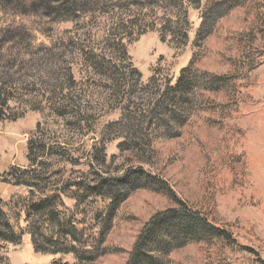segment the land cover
I'll list each match as a JSON object with an SVG mask.
<instances>
[{"label": "rangeland", "instance_id": "obj_1", "mask_svg": "<svg viewBox=\"0 0 264 264\" xmlns=\"http://www.w3.org/2000/svg\"><path fill=\"white\" fill-rule=\"evenodd\" d=\"M217 1L192 5L187 44L163 41L160 26L124 39L139 72L125 70L133 87L70 60L79 41L101 53L110 20L76 33L73 23L43 25L27 14L19 32L50 47L27 60L19 36L0 33V90L11 98L0 107V193L9 204L27 194L2 175L41 163L42 184L65 190L82 229L78 252L94 257L38 252L21 216L22 240L0 248V264H128L146 224L179 202L209 226L182 241L156 239L155 256L168 247L164 264H264V0ZM6 19L0 10L3 28ZM70 67L71 85L62 81ZM187 67L195 82L185 103L159 107L166 83L175 86ZM79 183L94 195L78 197Z\"/></svg>", "mask_w": 264, "mask_h": 264}, {"label": "trees", "instance_id": "obj_2", "mask_svg": "<svg viewBox=\"0 0 264 264\" xmlns=\"http://www.w3.org/2000/svg\"><path fill=\"white\" fill-rule=\"evenodd\" d=\"M221 2L222 0L217 1L219 4ZM199 3L200 0H0V10L7 18L4 20V28L0 26V33L4 35L3 38L14 36L15 39L19 36L18 39L23 44L21 57L27 60L28 55L31 56L40 49H50L45 41L35 44L36 35L34 33L30 35L31 30L19 32L21 27H29L26 24L21 25L22 18L25 19L27 14L33 15V19L40 18L43 25L73 23L76 33L82 24L95 23L99 21V18L110 20V26L105 29L102 37L106 38V45L102 48V52L97 53L98 44L91 48L85 41H79L77 45L81 55L78 54L77 60V53H75L76 61L70 60L83 68L87 67L89 73L100 75L102 73L109 76L121 74L124 79L123 85L133 87V84L138 82L132 79L130 73L138 75L139 72L133 67L124 39L135 35L136 32L138 34L136 36L139 37L160 26L157 31L160 32L163 41H169L170 38V42L187 44L191 31L189 12L192 5L199 6ZM71 61L68 60L67 63H72ZM127 69L130 73L125 71ZM62 76L64 77L62 81L64 82L66 77V83L70 85L76 80L71 67ZM194 77L192 67H187L182 71L175 86H170V82L166 83V94L158 101L159 107H165L166 110L171 105L178 107L185 103V95L194 84ZM1 90L0 107L7 106L11 100L9 92L5 89ZM1 112L0 108V114ZM30 145L34 146L33 140ZM35 161L27 169L11 167L2 175L4 182L28 187L29 190L27 194L17 196L11 204L4 200L0 193V248L20 243L25 231L19 220L22 216L23 219H29L26 227L30 229L33 245L38 252L75 254L77 259L89 257L93 259L91 250L86 249L82 255L78 252L77 245L84 244V236L82 229L78 228L72 219L71 209L67 208L63 202L62 194L65 190L42 184V177L46 170L41 167V163ZM123 175L115 179L114 184H117ZM75 189L78 197V190L81 191V189H83L84 197H90L94 195L95 188L79 183ZM178 205L158 213L146 224L132 250L128 264H164V255L168 247L157 250L158 255L155 256L151 246L156 239L164 240L169 237L173 238L171 240L182 241L191 235H197L200 228L205 229L209 226L206 218L201 217L182 202ZM172 224H176L177 227L170 228L169 225ZM174 232H179V235L174 236Z\"/></svg>", "mask_w": 264, "mask_h": 264}]
</instances>
